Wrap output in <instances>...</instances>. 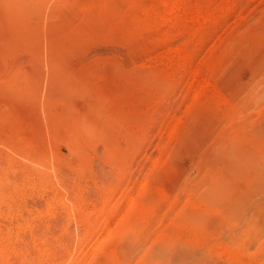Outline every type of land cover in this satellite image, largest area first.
<instances>
[{"label": "rangeland", "instance_id": "rangeland-1", "mask_svg": "<svg viewBox=\"0 0 264 264\" xmlns=\"http://www.w3.org/2000/svg\"><path fill=\"white\" fill-rule=\"evenodd\" d=\"M169 2L0 0V264H264V0Z\"/></svg>", "mask_w": 264, "mask_h": 264}, {"label": "bare ground", "instance_id": "bare-ground-1", "mask_svg": "<svg viewBox=\"0 0 264 264\" xmlns=\"http://www.w3.org/2000/svg\"><path fill=\"white\" fill-rule=\"evenodd\" d=\"M169 1L159 0L158 5L167 6ZM76 127L84 135H88L91 128L90 125L83 124V121H79ZM262 133L264 135V129ZM234 159H239L238 164L234 162L235 173L233 175L235 177L239 175L240 181L238 180V182L240 184L235 186L229 198H225V205H228L229 209L240 210L238 216L243 218V222L235 232L244 235L246 247L250 249L258 244V251L262 252L264 245V155H237ZM214 182L216 183V181ZM239 188L241 190L237 193L236 190ZM207 192L210 193V188L207 189Z\"/></svg>", "mask_w": 264, "mask_h": 264}]
</instances>
